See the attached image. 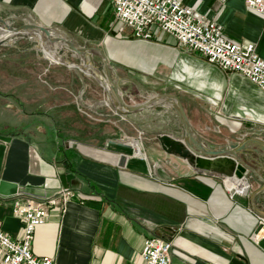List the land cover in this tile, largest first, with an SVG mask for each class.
<instances>
[{
  "label": "crops",
  "instance_id": "1",
  "mask_svg": "<svg viewBox=\"0 0 264 264\" xmlns=\"http://www.w3.org/2000/svg\"><path fill=\"white\" fill-rule=\"evenodd\" d=\"M181 1L222 26L227 39L255 44L264 59V17L247 9L245 0ZM9 16L61 30L76 44L106 46L110 65L113 60L129 59L127 63L134 67L164 63L180 70L188 63L193 86L203 88L199 91L202 105H229L233 100L242 115L230 114L232 118L264 121V93L248 79L209 64L158 29L152 41L135 39L117 22L112 0H0V17ZM1 85L10 88L8 80ZM47 104L51 99L38 102L31 111L22 103L12 110L22 119L11 125L9 95L0 94V184L28 190L0 196L1 232L22 238L23 223L13 216L18 198L43 202L67 190L68 201H57L46 223L34 233L32 251L39 258L55 264H143L145 241L154 236L172 239V264H264V239H254L264 219L263 183L251 173L244 181L200 176L187 161L167 154L157 137L181 138L173 114L160 124L173 129L152 130L151 146L143 154V144L137 141L141 124L152 119L158 108L126 118L110 110L101 120L105 125L100 141L94 142L84 138L90 133L74 138L63 134L52 117L55 108H45ZM189 119L210 149L248 138L264 141V127L248 124V129L257 130L255 136L241 135L237 141L218 144L210 133L200 131L212 128L211 118ZM220 123L231 126L233 132L241 127L225 119ZM124 137L131 149L120 146ZM122 156H127L124 168L119 167ZM257 172L264 177L260 168ZM63 174L74 176L69 189L62 184ZM237 182L240 192L231 187Z\"/></svg>",
  "mask_w": 264,
  "mask_h": 264
},
{
  "label": "rangeland",
  "instance_id": "2",
  "mask_svg": "<svg viewBox=\"0 0 264 264\" xmlns=\"http://www.w3.org/2000/svg\"><path fill=\"white\" fill-rule=\"evenodd\" d=\"M3 19L13 28L27 24L23 17L9 16ZM50 29L67 38L61 30ZM4 35L6 34L0 30V36ZM42 44L45 52L48 51L44 41ZM77 45L96 48L84 45L82 42ZM54 49L64 62L77 66L83 64L82 59L65 46L55 44ZM96 49L105 53L107 51L106 46ZM44 50L34 37L9 40L0 47V94L9 95L11 110L7 117L8 123L12 125L22 119L20 113L12 111L19 108L22 103L32 111L37 107L38 102H48L51 99V104H47L45 108H55L52 110V117L56 119L58 129L63 134L74 138L90 133L92 136L89 134L84 136L87 141H100L101 128L105 125L101 120L105 119V115L111 110L105 104L108 100L107 92L83 72L71 71L52 63L45 58ZM124 59L127 60V56ZM86 60L89 61V58L86 57ZM127 62L129 59L126 62L113 60L111 66L113 79L119 85L120 92L128 104L131 102L135 105L141 104L160 94L176 96L183 104L188 118L198 119L199 117L204 120L211 118L214 121L212 128H201L200 131L210 133L214 137V141L222 145L237 141L241 135L255 136L258 133L257 130L248 129V124L264 127V121L261 120V122H254L232 118L230 114L242 115L240 105L236 101L231 100L229 105L224 103L202 105L199 91H202L203 88L193 86V73L191 68L187 67L188 63L185 64L186 67L181 66L179 70L177 67H169L164 63H159L154 67H151L150 64L140 63V66L134 67ZM94 63L96 67L103 69L104 63L101 57L94 56ZM48 68H51L50 72H48ZM7 80L10 88H1V83H5ZM51 87L54 90H51ZM38 98L41 101H37ZM227 109H230L231 113L226 114ZM169 113L173 114L171 117L174 119V124L177 125L178 118L166 108H158L157 111H154L152 119L143 120L141 135L137 139L143 144V154L145 148L151 146L149 133L152 130L173 129V127L160 125L167 122ZM221 119L230 123H241V127L233 132L231 126L220 123Z\"/></svg>",
  "mask_w": 264,
  "mask_h": 264
},
{
  "label": "built area",
  "instance_id": "3",
  "mask_svg": "<svg viewBox=\"0 0 264 264\" xmlns=\"http://www.w3.org/2000/svg\"><path fill=\"white\" fill-rule=\"evenodd\" d=\"M117 22L141 41H152L154 30L174 38L189 51L200 54L209 64L227 73H237L264 93V59L253 43L238 44L224 36L223 27L208 19L181 0H112ZM247 9L264 17V0H245ZM71 193L61 192L58 198L37 202L18 198L13 203V216L23 223L21 239L0 231V264H55L52 259L39 258L32 251L36 229L46 223L49 209L61 201L65 204ZM262 231L255 240L264 239ZM171 238L151 236L142 253L143 264H172Z\"/></svg>",
  "mask_w": 264,
  "mask_h": 264
},
{
  "label": "water",
  "instance_id": "4",
  "mask_svg": "<svg viewBox=\"0 0 264 264\" xmlns=\"http://www.w3.org/2000/svg\"><path fill=\"white\" fill-rule=\"evenodd\" d=\"M0 28L9 31L12 34V36L8 38H0V47L5 45L9 40H16L23 37H37L38 35L45 37L52 44H64L66 48L82 59L83 64L77 66L64 61L54 64H58L71 71L79 70L88 78L99 84L108 94V104L106 105L116 115L122 118L157 108L171 110L178 118L181 129V138L176 139L168 134H160L157 139L167 154L177 156L187 161L198 175L223 180L237 179L239 181H244L247 178V175L251 173L264 185V177L257 172V168H260L264 173V163L261 164V161L264 162L263 140L258 138H248L236 144H229L225 147L210 149L191 124L183 104L176 96L171 94H160L141 104H128L120 92L119 85L113 79L109 58L101 50L80 47L65 36L40 25L26 24L19 28H13L5 19L0 17ZM94 56L102 58L104 63L103 69L95 66ZM86 57L89 58L88 62ZM45 58L48 59L46 54ZM90 65L95 69V72L90 70L91 73L87 74L85 69L89 70ZM124 140H126L125 137L123 138V142L120 143V146L131 149L132 147L129 144H126ZM126 162L127 156H122L119 167L124 168ZM60 179L64 188L69 189V185L74 179V176L63 174L60 176ZM21 193H28V190H23L19 188L18 185L8 182H1L0 184V196L12 197Z\"/></svg>",
  "mask_w": 264,
  "mask_h": 264
},
{
  "label": "bare ground",
  "instance_id": "5",
  "mask_svg": "<svg viewBox=\"0 0 264 264\" xmlns=\"http://www.w3.org/2000/svg\"><path fill=\"white\" fill-rule=\"evenodd\" d=\"M0 30L3 31L6 34L5 36L0 37V38H8V37L12 36L11 32L6 31V30H4L2 28H0ZM34 38H36V40H38V42H40L43 50H44V47H43L42 41L45 42V46H46V48H47L48 51L45 52V50H44V52H45L46 56L48 57V59L50 61H52L53 63L63 62V59H61V57L58 55V53L54 49V45L55 44H58V43H53L52 44L45 37H41L40 35H38L37 37H34ZM60 45L64 46V44H60ZM90 70H93L95 72V69H93L91 67V65H90V69L89 70L88 69L87 70L85 69V72L87 74H90L91 73ZM105 104H108V101ZM231 187L235 188L238 192L241 191V186L238 184V182H237V184H234Z\"/></svg>",
  "mask_w": 264,
  "mask_h": 264
}]
</instances>
